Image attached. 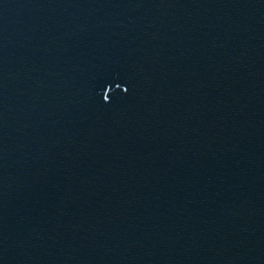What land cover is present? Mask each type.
<instances>
[{"label":"water","instance_id":"1","mask_svg":"<svg viewBox=\"0 0 264 264\" xmlns=\"http://www.w3.org/2000/svg\"><path fill=\"white\" fill-rule=\"evenodd\" d=\"M0 264H264V0H0Z\"/></svg>","mask_w":264,"mask_h":264}]
</instances>
